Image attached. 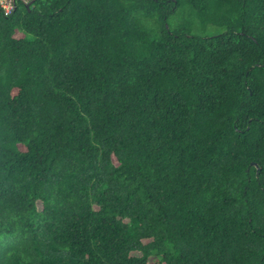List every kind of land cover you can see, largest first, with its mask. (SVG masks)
I'll return each instance as SVG.
<instances>
[{"label": "trees", "instance_id": "16d2710c", "mask_svg": "<svg viewBox=\"0 0 264 264\" xmlns=\"http://www.w3.org/2000/svg\"><path fill=\"white\" fill-rule=\"evenodd\" d=\"M0 264H264V0L0 5Z\"/></svg>", "mask_w": 264, "mask_h": 264}, {"label": "built area", "instance_id": "2783aa9c", "mask_svg": "<svg viewBox=\"0 0 264 264\" xmlns=\"http://www.w3.org/2000/svg\"><path fill=\"white\" fill-rule=\"evenodd\" d=\"M26 2L27 0H23ZM15 0H0V5L4 9L5 13H9L12 10Z\"/></svg>", "mask_w": 264, "mask_h": 264}, {"label": "rangeland", "instance_id": "374dc122", "mask_svg": "<svg viewBox=\"0 0 264 264\" xmlns=\"http://www.w3.org/2000/svg\"><path fill=\"white\" fill-rule=\"evenodd\" d=\"M178 16H177V14H174V15H172L171 17H170V20H172V21H175V22H177L178 21ZM150 260H152V258H150Z\"/></svg>", "mask_w": 264, "mask_h": 264}, {"label": "water", "instance_id": "95a60500", "mask_svg": "<svg viewBox=\"0 0 264 264\" xmlns=\"http://www.w3.org/2000/svg\"><path fill=\"white\" fill-rule=\"evenodd\" d=\"M30 3H31V2H29V3L27 4V6H28ZM254 164L257 165L255 162H254Z\"/></svg>", "mask_w": 264, "mask_h": 264}]
</instances>
